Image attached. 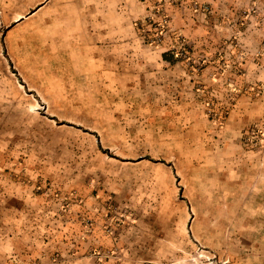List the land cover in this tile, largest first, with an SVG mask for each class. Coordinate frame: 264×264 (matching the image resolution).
<instances>
[{
    "label": "rangeland",
    "instance_id": "1",
    "mask_svg": "<svg viewBox=\"0 0 264 264\" xmlns=\"http://www.w3.org/2000/svg\"><path fill=\"white\" fill-rule=\"evenodd\" d=\"M138 1L0 0V141L27 166L11 175L88 184L82 223L107 236L32 264H254L264 0H140L133 18Z\"/></svg>",
    "mask_w": 264,
    "mask_h": 264
},
{
    "label": "crops",
    "instance_id": "2",
    "mask_svg": "<svg viewBox=\"0 0 264 264\" xmlns=\"http://www.w3.org/2000/svg\"><path fill=\"white\" fill-rule=\"evenodd\" d=\"M208 1L219 3L221 0ZM142 5L139 0L132 12L133 18L142 13ZM161 56L164 60L168 59L164 52ZM8 146V142L0 141V264H32L36 259L47 263L52 254L67 256L70 252H84L89 246L103 244L107 236L98 223L87 226L81 220L84 215L94 214L90 186L48 184L47 190H35V184H25L11 175L20 169L26 171L27 166L25 160L21 159V162L14 158L17 157L15 151L4 150ZM68 188L76 189V193L69 194ZM56 189L62 192L59 194ZM74 196L82 198L77 200ZM255 196L254 218L263 222V228L257 227V233L264 238V193L262 196L256 193ZM63 198L66 202L69 199L65 208ZM260 248L256 249L254 264H264V245ZM65 263L79 262L70 259L54 264Z\"/></svg>",
    "mask_w": 264,
    "mask_h": 264
}]
</instances>
